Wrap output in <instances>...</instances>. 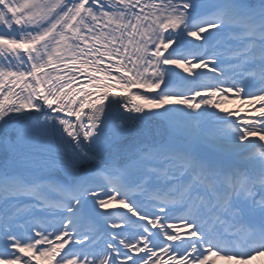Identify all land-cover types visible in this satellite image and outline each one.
I'll list each match as a JSON object with an SVG mask.
<instances>
[{"label":"snow or ice","instance_id":"obj_1","mask_svg":"<svg viewBox=\"0 0 264 264\" xmlns=\"http://www.w3.org/2000/svg\"><path fill=\"white\" fill-rule=\"evenodd\" d=\"M256 256L264 0H0V264Z\"/></svg>","mask_w":264,"mask_h":264},{"label":"rangeland","instance_id":"obj_2","mask_svg":"<svg viewBox=\"0 0 264 264\" xmlns=\"http://www.w3.org/2000/svg\"><path fill=\"white\" fill-rule=\"evenodd\" d=\"M236 105H233V106H229V104H227V105H225V107H235ZM255 258V257H254ZM252 259L251 261H249V264H257L256 262H254V260L255 259ZM217 264H234V261H232V262H228V261H224V260H219L218 262H217ZM260 264V263H259ZM261 264H264V262L263 263H261Z\"/></svg>","mask_w":264,"mask_h":264},{"label":"bare ground","instance_id":"obj_3","mask_svg":"<svg viewBox=\"0 0 264 264\" xmlns=\"http://www.w3.org/2000/svg\"><path fill=\"white\" fill-rule=\"evenodd\" d=\"M254 259H255L254 262H256L257 264L259 263L261 264L264 262V256H256ZM234 264H235V261H234Z\"/></svg>","mask_w":264,"mask_h":264}]
</instances>
